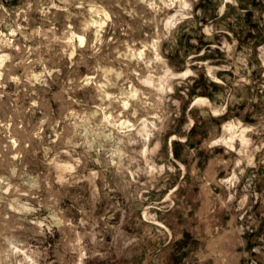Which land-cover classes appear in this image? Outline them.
<instances>
[{
  "label": "rangeland",
  "instance_id": "obj_1",
  "mask_svg": "<svg viewBox=\"0 0 264 264\" xmlns=\"http://www.w3.org/2000/svg\"><path fill=\"white\" fill-rule=\"evenodd\" d=\"M0 264H264V0H0Z\"/></svg>",
  "mask_w": 264,
  "mask_h": 264
},
{
  "label": "trees",
  "instance_id": "obj_2",
  "mask_svg": "<svg viewBox=\"0 0 264 264\" xmlns=\"http://www.w3.org/2000/svg\"><path fill=\"white\" fill-rule=\"evenodd\" d=\"M201 93H202V94H203V93L205 94V92H201ZM193 126H194V125H193ZM193 126L191 127V131L194 129V127H193Z\"/></svg>",
  "mask_w": 264,
  "mask_h": 264
}]
</instances>
